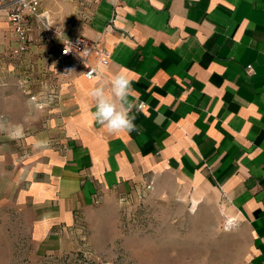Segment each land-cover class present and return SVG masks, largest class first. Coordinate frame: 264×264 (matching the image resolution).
<instances>
[{
  "label": "crops",
  "instance_id": "obj_1",
  "mask_svg": "<svg viewBox=\"0 0 264 264\" xmlns=\"http://www.w3.org/2000/svg\"><path fill=\"white\" fill-rule=\"evenodd\" d=\"M79 33L110 63L92 56L97 76L55 80L49 101L43 69L58 47L14 59L0 11V206L23 214L36 258L74 249L80 221L152 182L158 198L172 199V183L181 195L214 190L251 230L245 264H264V0H101ZM30 64L44 107L19 86ZM118 71L144 107L131 113L138 131L110 134L89 93L111 95Z\"/></svg>",
  "mask_w": 264,
  "mask_h": 264
},
{
  "label": "rangeland",
  "instance_id": "obj_2",
  "mask_svg": "<svg viewBox=\"0 0 264 264\" xmlns=\"http://www.w3.org/2000/svg\"><path fill=\"white\" fill-rule=\"evenodd\" d=\"M97 2L42 0L40 12L43 22L58 30L56 42L61 44L79 33ZM43 22L34 28L32 45L55 47L43 36ZM0 184L4 190L1 179ZM174 188L172 183V199L158 198L151 190L120 197L80 221L81 238L74 249L42 258H36L23 214L0 206V264H245L251 230L219 195L209 189L201 196L181 195Z\"/></svg>",
  "mask_w": 264,
  "mask_h": 264
},
{
  "label": "built area",
  "instance_id": "obj_3",
  "mask_svg": "<svg viewBox=\"0 0 264 264\" xmlns=\"http://www.w3.org/2000/svg\"><path fill=\"white\" fill-rule=\"evenodd\" d=\"M101 1V0H97ZM42 0H0V11L5 12L8 21L17 36L18 44L12 49V57L19 59L28 54L29 48L32 45L34 28L45 20V15L41 11ZM44 23L43 36L47 41H52L57 50L58 64L54 68L44 67V75H48L52 80L51 91L48 95L49 101L57 100L59 93L56 87L55 80L66 79L77 71H83L87 79H94L97 74V68L91 64V57L94 56L98 63L102 66H107L111 60V54L99 41H92L83 34H75L72 37L63 40L61 44L56 42L59 33L50 24ZM56 42V43H55ZM249 71L253 72L252 66ZM37 69L34 64L29 65V69L19 80V86L29 99L37 103L39 107H44L45 104L39 99V92L35 91V87H40L46 84L42 81L39 75L36 74ZM48 78V77H47ZM140 109H143L144 103H140ZM153 183L149 182L146 190H152ZM127 196H122V200H126Z\"/></svg>",
  "mask_w": 264,
  "mask_h": 264
},
{
  "label": "clouds",
  "instance_id": "obj_4",
  "mask_svg": "<svg viewBox=\"0 0 264 264\" xmlns=\"http://www.w3.org/2000/svg\"><path fill=\"white\" fill-rule=\"evenodd\" d=\"M111 84V95L98 86L89 93L95 106L94 121L110 134L138 131L136 116L131 113L134 108L139 111L141 105L133 95L132 82L123 71H118L113 73Z\"/></svg>",
  "mask_w": 264,
  "mask_h": 264
},
{
  "label": "bare ground",
  "instance_id": "obj_5",
  "mask_svg": "<svg viewBox=\"0 0 264 264\" xmlns=\"http://www.w3.org/2000/svg\"><path fill=\"white\" fill-rule=\"evenodd\" d=\"M193 204H194V206H193V208H196L197 206H198V204H199V201H198V199L197 198H194L193 199ZM194 210V209H193ZM232 221H233V219L232 220H230V222L232 223Z\"/></svg>",
  "mask_w": 264,
  "mask_h": 264
}]
</instances>
